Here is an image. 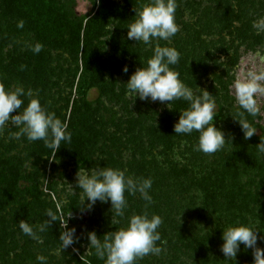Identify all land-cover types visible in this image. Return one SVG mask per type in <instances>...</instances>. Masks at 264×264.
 Instances as JSON below:
<instances>
[{"label":"rangeland","instance_id":"rangeland-1","mask_svg":"<svg viewBox=\"0 0 264 264\" xmlns=\"http://www.w3.org/2000/svg\"><path fill=\"white\" fill-rule=\"evenodd\" d=\"M113 1L123 11V19L109 21L95 42L103 58L113 60L116 67L106 77L111 95L101 104L89 108L84 104V95L80 91L84 66L81 60L68 52L49 49L45 67L33 65L21 75H9L0 70V82L4 77L12 78L9 90L17 85L25 91L31 89L33 96L39 98L48 112L55 113L57 118L68 124V128L74 124L78 130L90 133L95 141L94 150L88 147L75 157L56 153L52 160V152L44 151L43 141L32 142L26 136L17 138L20 129L16 126L6 125L0 132V163L10 160L20 167L22 175L17 196L6 185L0 188V264H40L38 256H44L46 264H79L78 258L85 264L92 263V259L98 256L94 248H89V232H95L103 242L106 234L126 227L132 215L145 212L149 218L159 215L163 220L158 229L161 239L157 242L162 251L159 255L144 256L137 264H147L145 260L152 264H200L198 257L191 253L192 248L187 250L185 247H182V255L176 262L173 256L176 252L172 245L168 246L171 236L176 239L169 220L184 226L204 223V232L215 234L216 238L222 237L229 226H248L259 231L258 243L264 244V239H259L264 237V206L258 208L251 206L248 199L247 202L240 197L235 199L230 190L239 182L244 185L250 183L251 178L258 181L264 176V155L259 154L256 148L261 140L245 139L239 123H255L264 129V95L257 97L256 115L239 108L234 95L237 79H246L250 73H264V9L259 6L263 4L264 8V0H229L236 13L242 7L250 10L245 22H228L220 18L216 13L215 0H177L176 23L180 30L170 41H159L160 46L174 47L179 51L180 61L172 68L179 72L180 80L197 94H201L200 90L207 91L223 107L222 115L214 118L213 123L225 134L227 142L213 155L196 149L191 151V135L174 133L179 112L188 107L187 102L173 101L172 110H169L167 102L161 104L138 98L134 102L128 97L125 84L137 68L147 67L146 62L153 55L154 45L148 47L142 42L127 39L128 25L136 19L135 11L141 10L148 0ZM74 2L73 11L77 16L89 15L94 9L91 1ZM223 7L222 4L220 8ZM18 23V19L5 17L0 0V39L8 40L0 54L4 66L24 58L35 45L33 34L24 27H18ZM116 34L119 42L113 45L112 37ZM125 66L129 69L127 74L123 72ZM95 97L93 92L91 98ZM28 100L24 98V107ZM261 134L262 131L257 130V137L263 138ZM81 166L85 169L111 167L124 170L134 179L151 178L153 203L146 207L138 193L131 195L126 192L128 207L125 216L120 224H112L110 203L98 201L91 211L86 210L87 201L82 206L81 190L76 187V173ZM4 168L6 170L7 167L0 164V171ZM231 170L239 171V176L236 180L231 176L226 178L225 183L229 187L225 189L224 201L227 204L235 201L237 218L234 214L233 224H228L226 216H220L214 209L208 210L205 204L203 212L202 202L204 199L205 203V191L212 187V171ZM262 194L264 196V190ZM215 199L224 202L218 197ZM77 209L89 212L90 220L69 216ZM48 210L57 216V220L40 232L39 226L45 225L49 219ZM193 214L196 218L201 214L202 218L197 221ZM67 218L68 228H75L74 239L78 238V241L60 251L61 219ZM21 220L33 226L38 240L20 230ZM165 225L168 228L166 234L162 232ZM222 243L216 244L217 260L222 263L234 261L224 257L220 251ZM243 256L254 264L253 250L241 245L236 258L243 261Z\"/></svg>","mask_w":264,"mask_h":264},{"label":"clouds","instance_id":"clouds-1","mask_svg":"<svg viewBox=\"0 0 264 264\" xmlns=\"http://www.w3.org/2000/svg\"><path fill=\"white\" fill-rule=\"evenodd\" d=\"M99 2V0H97ZM177 0H148L141 10L135 11L136 19L128 25L127 39L142 42L145 46L153 48V55L147 60V67L137 68L125 84L127 95L135 100L167 102L172 110L173 101H185L188 107L179 112L178 122L174 125L176 135H191L198 132L197 151L213 155L222 150L226 144L225 134L213 123L217 114V104L207 91L197 94L195 90L185 85L179 78V72L172 66L180 61V53L174 47L160 46L159 41L168 42L179 32L176 23ZM23 27V21L18 23ZM113 29V28H112ZM111 29V30H112ZM43 45L36 43L32 51L39 54ZM127 66L123 72L127 74ZM264 73L249 74L246 79H237L234 83V95L239 108L256 115L258 111L257 97L264 95ZM24 98H29L24 107ZM12 113H17L12 115ZM245 139H251L257 128L247 122H239ZM14 125L20 129L17 134L26 136L29 141H43L51 150L52 157L60 150L61 144L71 143L72 133L68 131V124L56 117L55 113L48 112L42 106L38 97L33 96L31 89L25 91L22 86L6 89L0 82V132L6 125ZM259 154L264 155V138L256 145ZM153 180L151 178L134 179L126 175L124 170L111 167L95 166L85 169L81 166L76 173V187L81 190L82 206L87 201L86 210L91 211L95 204L110 203L112 207V224H120L128 207L125 193L139 194V198L146 202V207L153 203L150 190ZM71 188V187H70ZM48 221L39 226L43 232L57 216L51 211L47 212ZM70 216V214H69ZM68 216V217H69ZM163 220L159 215L149 218L147 212L134 214L128 219L126 227L106 235L103 242L95 232L88 233L89 248L95 249V254L105 264H137L139 259L149 254L159 255L162 249L157 246L161 236L158 231ZM63 232L60 251H64L78 241L75 237V228H68V218L61 219ZM20 230L33 239H39L37 231L27 221L19 222ZM251 227L240 225L227 227L222 234L220 251L226 259L236 260L241 245L253 250L254 264H264V249L257 246L258 233ZM259 239H264L260 237ZM40 264H46L44 256H38Z\"/></svg>","mask_w":264,"mask_h":264},{"label":"trees","instance_id":"trees-1","mask_svg":"<svg viewBox=\"0 0 264 264\" xmlns=\"http://www.w3.org/2000/svg\"><path fill=\"white\" fill-rule=\"evenodd\" d=\"M1 1L4 5L5 17L18 19L19 22L23 21L24 29L33 34L35 44L39 43L43 45V50L39 54H36L31 49L25 54L24 58L15 59L6 66L2 64L0 59V70L5 71L9 75H21L27 72L33 65H37L41 68L45 67L48 62L47 50L56 49L65 51L77 60H81L83 63L84 69L80 82V91L84 95V104L87 108L95 104H101L104 98L111 95V89L106 82V77L108 72L116 68L115 63L111 59L103 58L95 42L99 39L100 34L109 21L113 19H123V11L113 0H99V2H97V0H88L94 4V9L86 16H77L74 13V0ZM240 1L243 2V0ZM246 1L250 2V0ZM215 2L217 3L216 13H218L220 18L227 19L228 22H232L233 20L245 22V20L249 18L250 10L248 8L245 9L242 7L236 13L234 7L229 3V0H223V2L215 0ZM221 3L224 5L223 9L220 8L222 5ZM259 6L260 9H264L263 4ZM221 10L223 11L221 12ZM118 42L119 36L116 34L112 37V43L113 45H118ZM7 44V39H0V54ZM1 82L5 85L6 89H10L12 78L4 77ZM93 92L96 94L95 98H91ZM25 104L27 106L28 102ZM216 104L217 114L215 118L217 119L222 115L223 107L219 102H216ZM252 126L257 128V130H261V136L264 138V129L259 126V124L254 123ZM68 131L72 133L71 143L62 142L61 148L57 152L58 155L75 157L85 152L88 147L90 150H94L95 141L90 133L78 130L77 126L74 124L69 125ZM198 137V133L191 134L189 139V142L192 144L191 151L195 149L198 143ZM252 138L257 141L261 140L256 134ZM43 148L45 152L51 153V150L46 146ZM0 164H4V166L7 167L6 170L4 168L3 171H0V188L6 185L10 188L11 193L17 196L19 194V186L22 179L20 167L10 160L2 161ZM5 173H7V175H5ZM212 175V187L205 191V203L203 199L202 210L204 212L205 204L208 210L214 209L220 216H226L228 224H233L231 220L234 214L237 218L234 211L236 203L232 201L230 204H227L224 201L226 197V195H224L225 189L229 187L225 181L226 178L230 176L236 180L239 176V171H212ZM230 190L235 199L240 197L245 200V202H247L248 199L253 203H249L251 206L256 205L258 208L264 206V203H262L264 197L262 194V190H264V176L258 181L251 178L250 183H245L244 185L239 182L236 187L232 186ZM31 192L34 193V191ZM216 197L222 199L224 202H219L215 199ZM72 213H81V217H76V219H81L83 221L90 220L89 212H81L77 209L71 212L70 215ZM84 214L87 215L84 216ZM193 217L196 218L195 214H193ZM197 217L196 220L198 221V219L200 220L202 218V215L200 214V217ZM169 221L170 228L176 232V239L173 240V236H171L168 240V246L172 245L175 250L176 253L173 256L176 262L179 261V256L182 255V247H185L187 250H191L192 248L191 253H193L195 257H198V262L200 264H252L245 256L242 257L243 261H239L238 258H236V260L227 263L219 262L216 258V244L222 241V237L216 238L215 234H206L204 232V223L202 225L201 222H198L190 226H184L180 222L173 220ZM167 230L168 228L165 225L162 232L166 234L168 233ZM257 235L260 236V233H257ZM104 238L102 240H104ZM261 243H258L257 246L263 248L264 244ZM214 252L215 255H213ZM73 256H75V258L77 257L76 255ZM95 258L96 259H92V263L89 261V264H105L104 260L99 257ZM78 259L79 264H85L80 258ZM145 262H147V264H152V262L148 260H145ZM160 262L162 263L163 259H161Z\"/></svg>","mask_w":264,"mask_h":264},{"label":"water","instance_id":"water-1","mask_svg":"<svg viewBox=\"0 0 264 264\" xmlns=\"http://www.w3.org/2000/svg\"><path fill=\"white\" fill-rule=\"evenodd\" d=\"M87 214H84V216H86ZM72 218H75V217H77V218H79V217H81V213H72L71 215H70Z\"/></svg>","mask_w":264,"mask_h":264}]
</instances>
